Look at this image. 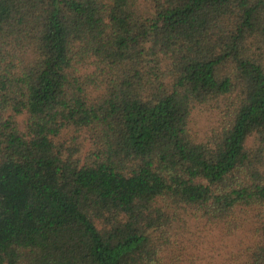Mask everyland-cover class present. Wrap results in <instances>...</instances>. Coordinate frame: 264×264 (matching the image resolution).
I'll use <instances>...</instances> for the list:
<instances>
[{"label": "trees", "instance_id": "16d2710c", "mask_svg": "<svg viewBox=\"0 0 264 264\" xmlns=\"http://www.w3.org/2000/svg\"><path fill=\"white\" fill-rule=\"evenodd\" d=\"M0 264H264V0H0Z\"/></svg>", "mask_w": 264, "mask_h": 264}, {"label": "rangeland", "instance_id": "374dc122", "mask_svg": "<svg viewBox=\"0 0 264 264\" xmlns=\"http://www.w3.org/2000/svg\"><path fill=\"white\" fill-rule=\"evenodd\" d=\"M193 135L197 140H201L204 131L207 129L205 128L207 125H209L210 123H212L213 119H214V115L206 112L204 110H200L199 108H195L193 110ZM19 123H20V127H23V117H19L18 119Z\"/></svg>", "mask_w": 264, "mask_h": 264}]
</instances>
